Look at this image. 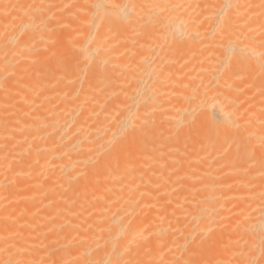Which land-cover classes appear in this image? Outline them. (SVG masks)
Wrapping results in <instances>:
<instances>
[{
	"label": "bare ground",
	"instance_id": "1",
	"mask_svg": "<svg viewBox=\"0 0 264 264\" xmlns=\"http://www.w3.org/2000/svg\"><path fill=\"white\" fill-rule=\"evenodd\" d=\"M0 264H264V0H0Z\"/></svg>",
	"mask_w": 264,
	"mask_h": 264
}]
</instances>
